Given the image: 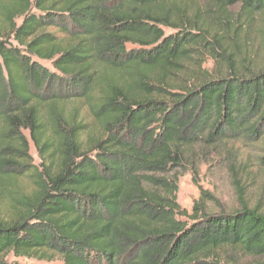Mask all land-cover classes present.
<instances>
[{
    "label": "trees",
    "instance_id": "trees-1",
    "mask_svg": "<svg viewBox=\"0 0 264 264\" xmlns=\"http://www.w3.org/2000/svg\"><path fill=\"white\" fill-rule=\"evenodd\" d=\"M263 17L264 0H0V264H264V214L177 202L193 146L264 138V61L245 59Z\"/></svg>",
    "mask_w": 264,
    "mask_h": 264
},
{
    "label": "rangeland",
    "instance_id": "rangeland-1",
    "mask_svg": "<svg viewBox=\"0 0 264 264\" xmlns=\"http://www.w3.org/2000/svg\"><path fill=\"white\" fill-rule=\"evenodd\" d=\"M201 5L203 4L201 3ZM229 11L233 15L235 8H231ZM263 21L264 17L261 21L258 20L254 24L252 33L248 37L249 42H251L249 46L246 45L245 59L249 64L252 60L264 61L263 53L260 51L253 55L258 37L256 29L263 24ZM47 30L58 38L63 36L54 27H50ZM33 59L50 70H54L50 62ZM212 65V61L207 60L202 67L210 71ZM80 108L82 116L86 115L85 117L88 119L86 108L84 106ZM23 134L29 141L28 154L31 158V165L40 168L39 163L41 160L29 140L28 131L23 130ZM263 139L258 142H247L240 139L226 140L210 146L198 143L189 149L186 154V166L184 170L182 168L177 173V202L181 209L190 212L193 204L202 196V191H205L212 197L207 204L209 210L232 211L244 204L264 214V169L258 164V156L264 154ZM31 184L25 178L20 180L18 186L28 193V191H32ZM7 203L8 199L0 202V220H8L11 217L7 208L9 204ZM250 259L251 257L245 258V260ZM5 260L7 262L16 261L25 264H62L58 257L52 260H38L16 256L13 252H9L5 256Z\"/></svg>",
    "mask_w": 264,
    "mask_h": 264
}]
</instances>
